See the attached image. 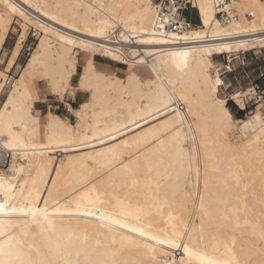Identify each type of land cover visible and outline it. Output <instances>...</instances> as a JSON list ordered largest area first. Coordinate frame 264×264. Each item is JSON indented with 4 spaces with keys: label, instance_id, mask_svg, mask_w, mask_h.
I'll use <instances>...</instances> for the list:
<instances>
[{
    "label": "bare ground",
    "instance_id": "obj_1",
    "mask_svg": "<svg viewBox=\"0 0 264 264\" xmlns=\"http://www.w3.org/2000/svg\"><path fill=\"white\" fill-rule=\"evenodd\" d=\"M195 6L199 24L167 38L152 0H0V264H264V102L234 120L213 60L264 49V1L230 0L229 23ZM42 82L87 94L74 123L36 113Z\"/></svg>",
    "mask_w": 264,
    "mask_h": 264
},
{
    "label": "rangeland",
    "instance_id": "obj_2",
    "mask_svg": "<svg viewBox=\"0 0 264 264\" xmlns=\"http://www.w3.org/2000/svg\"><path fill=\"white\" fill-rule=\"evenodd\" d=\"M185 15L193 25L199 24V20L195 14L190 15L186 12ZM19 31V24L16 20H14L11 24V29L6 39V43L4 44L7 51L11 49L16 41ZM29 31L30 33H28L17 61L19 67H14L12 71L7 74L9 77L8 82L11 78L12 80L17 78L16 76H18L20 72V67L25 64L37 44V36H33L36 32H34V29H30ZM238 54L239 55L237 57L233 56L230 58H228V55L225 54L215 55L213 57L214 62L217 64L219 75L223 79V86L219 88L220 91L218 92V96L226 100V105L234 120L245 119L247 116H250L249 114L257 108L259 103L264 102V49H255ZM86 57L87 54L84 52H79L77 54L78 69H80L84 64ZM94 60V64L98 70L110 75H115L120 79L125 78L127 74L126 66L99 54L94 56ZM4 62L5 61H0V70H4L6 64H4ZM143 68L144 67L135 68L136 73L143 79L152 77V74L147 70V68ZM76 82L77 76L73 80V87L76 86ZM36 89L42 94V99L44 100V102L37 105L36 113L45 114L50 111L61 117L67 118L72 123L75 122V118L73 114L68 111V106L76 109L78 108V105L87 98L86 93L80 91H69L64 95L62 100H59L48 91L44 82L37 83ZM247 90H251L252 92L254 91V93L243 97L244 108L240 109L236 103L230 100V96L238 92L248 93ZM2 97L0 98V103L3 100ZM251 177H253V174H251L249 178Z\"/></svg>",
    "mask_w": 264,
    "mask_h": 264
},
{
    "label": "built area",
    "instance_id": "obj_3",
    "mask_svg": "<svg viewBox=\"0 0 264 264\" xmlns=\"http://www.w3.org/2000/svg\"><path fill=\"white\" fill-rule=\"evenodd\" d=\"M212 1L215 17L223 23H229L235 16V11L228 7L230 0ZM152 12L155 31L167 38L195 26L187 19L186 12L190 15L195 14L199 20L195 0H152Z\"/></svg>",
    "mask_w": 264,
    "mask_h": 264
},
{
    "label": "crops",
    "instance_id": "obj_4",
    "mask_svg": "<svg viewBox=\"0 0 264 264\" xmlns=\"http://www.w3.org/2000/svg\"><path fill=\"white\" fill-rule=\"evenodd\" d=\"M19 55H20V53H19ZM19 55H18V57H17V59H16V63H15V65L13 66V68H14V67L18 68V67H19V65L17 64V61H18ZM13 68H12V69H13Z\"/></svg>",
    "mask_w": 264,
    "mask_h": 264
}]
</instances>
